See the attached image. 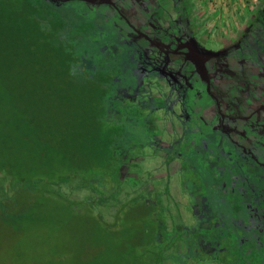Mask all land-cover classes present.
<instances>
[{
	"label": "rangeland",
	"instance_id": "rangeland-1",
	"mask_svg": "<svg viewBox=\"0 0 264 264\" xmlns=\"http://www.w3.org/2000/svg\"><path fill=\"white\" fill-rule=\"evenodd\" d=\"M37 1L44 16L40 26L50 27L54 18L56 29L52 32L72 46L68 49L76 54L87 49L90 55L103 47L112 50L106 55L105 73L100 77L108 91L105 133L113 139L116 165L122 167L121 157L128 166L123 174L108 177L121 181L119 196H114L117 183L110 184L101 173L86 171L81 174L87 179L72 174L71 186H59L75 204L60 198L27 196L22 201L24 208L18 205L8 214L24 215L32 209L29 212L36 220L15 225L0 222V264H144V254L157 244L159 219L165 217V245L175 231H183L189 244L195 246L187 264H210L197 262L207 258L218 261V252L225 250L222 246L232 248L250 264H264V180L248 182L243 173L213 166L217 156L209 162V157L217 155L214 135L194 139L190 134L197 132L198 126L190 125L185 117L195 111L199 118L202 111L193 109L190 102L188 107L184 104L183 88L191 81L179 70L169 73L170 66L161 61V53L167 49L155 43L140 47L137 36L120 28L119 18L103 12L113 7L112 1H104V9L99 11L84 7L89 2L99 5V0ZM243 31L233 32L243 35ZM197 39L211 53L234 45L216 36L204 42L201 35ZM76 40L87 47L75 49ZM93 63L87 67L94 73ZM82 67L87 68L86 62ZM200 75L207 80L205 74ZM226 156H219L223 164ZM105 174L110 176V172ZM21 193L20 187L10 190L15 198ZM5 199L9 201L10 196ZM204 245L210 246V256L206 253L210 248H202Z\"/></svg>",
	"mask_w": 264,
	"mask_h": 264
},
{
	"label": "trees",
	"instance_id": "trees-1",
	"mask_svg": "<svg viewBox=\"0 0 264 264\" xmlns=\"http://www.w3.org/2000/svg\"><path fill=\"white\" fill-rule=\"evenodd\" d=\"M41 6L37 0H0V222L11 225L36 220L35 214H30L32 209L24 215L8 214L18 205L24 208L22 201L27 196L60 198L75 204L59 189L71 186L72 174L101 173L110 184H118L114 196H119L121 181L108 177L123 174L128 166L121 157L122 167L116 165L113 139L105 133L108 91L100 77L105 73L102 67L106 55L112 50L103 47L95 53L91 51V56L87 49H82L87 43L76 40L75 49H82L76 54L67 48H72L67 41L56 38L52 32L56 29L54 18L49 21L50 27L40 26L44 18ZM85 62L90 68L93 63L94 73L82 67ZM82 178L87 176L83 174ZM79 183L87 189L84 183ZM15 187L22 188L18 198L10 195ZM9 196L7 201L5 198ZM159 220L161 223L155 228L157 244L146 251L141 261L187 264L195 246L189 244L183 231H175L165 245L167 217ZM181 244L184 246L180 250ZM205 246L210 248L208 245L202 248ZM222 247L225 250L218 252V261L207 258L197 262L250 264L242 255L234 254L232 248ZM206 253L210 256L211 248Z\"/></svg>",
	"mask_w": 264,
	"mask_h": 264
},
{
	"label": "flooded vegetation",
	"instance_id": "flooded-vegetation-1",
	"mask_svg": "<svg viewBox=\"0 0 264 264\" xmlns=\"http://www.w3.org/2000/svg\"><path fill=\"white\" fill-rule=\"evenodd\" d=\"M52 1L65 2V0ZM104 1H112L113 7H107L103 12L112 19L119 18L120 28L126 29V33L130 36H137L140 47L155 43L167 49L161 53L163 57L159 55L161 61L165 67L170 66V74H175L179 70L188 77V81H191L190 84H186L187 87L183 88V92L192 106L195 107L196 103L206 101V104L214 105L220 121L223 116L233 122L243 119L240 121V126L243 123L246 124L245 128L248 129V133L256 127L264 131L262 121L258 123V121L251 120L257 117L258 113L264 112V65L259 46L262 41L264 42L263 38L260 41H253V44L245 39L242 43L235 45L242 48V52L237 56L224 55L221 52L207 55V50L203 49L194 39L193 31L190 32L187 29L189 20L187 23L182 20L178 21L175 32L170 34L168 29L161 28L156 22L148 19L153 11V2L150 0H99V5L89 2L84 4V7L88 6L92 9L95 7L99 11L104 9L102 4ZM136 12L141 20H135L137 17L135 15H138L135 14ZM177 16L179 18L183 15L177 14ZM260 30L264 32L263 29ZM249 48H252L256 54L253 55ZM156 51L159 50L156 49ZM236 68L239 70L235 71ZM200 72L205 74L207 80L200 75ZM201 89L204 91L202 92ZM230 124L234 125L231 122ZM234 132V135L231 133L227 136L242 152L245 160L250 164L264 166V154L259 155L256 148L261 145L260 140L256 138L258 135L254 134L252 137L245 138L244 134L238 130ZM260 148L264 152V143Z\"/></svg>",
	"mask_w": 264,
	"mask_h": 264
},
{
	"label": "crops",
	"instance_id": "crops-1",
	"mask_svg": "<svg viewBox=\"0 0 264 264\" xmlns=\"http://www.w3.org/2000/svg\"><path fill=\"white\" fill-rule=\"evenodd\" d=\"M150 1L153 2V11L151 16L149 15L148 19L156 22L161 28L168 29L170 34L171 32H175L174 29L178 25V21L182 20L187 23V20H189L190 22L187 23V29L190 30V32L191 30L193 31L192 33L194 34V39L198 43L199 41L197 36L201 35V42L206 41L207 38L216 36V38L222 40L223 43L225 41V43L227 42L234 44L232 47L225 45L220 51L217 52V54L221 52L224 55L234 54L237 56L238 53L242 52V48L235 45L240 44V42L242 43L245 39H248V41L251 43L253 41H260L261 38L264 39V32H260V29L264 30V0ZM135 14L138 13L136 12ZM177 14H182L183 16L178 18ZM135 16H137L135 20L141 18H139V14ZM203 22L207 23L203 24ZM240 28H243L246 31H243V35H238L237 32H233L235 29L238 31ZM261 43L259 44L261 47L260 54L262 63L264 65V42L262 41ZM249 51H251L253 55L256 54L252 48H249ZM207 52V55L216 54L211 53L210 51ZM187 99L188 97H185L183 100H185L184 104L188 107ZM205 102L202 101L199 104L196 103L195 107L191 106L193 109H198L202 112L200 113L199 118L197 116L198 113L195 114V111L194 113H192V111L189 115H187L190 117H185L187 122L190 120V123L188 122L190 125L198 126V128H196L197 132L192 133L188 129L187 133L190 132V134H193L194 139H198V137L203 135H214V146H216L215 148L217 155H215L212 159L209 157V162H213L217 156V162L214 163L213 166H219V168L222 166L225 169L229 168L235 170L236 172L243 173L245 179H247L248 182H254L255 179L264 180V166L260 167L255 165V163L250 164L248 161H246L245 157L242 155V152L237 149V147H235V145L230 141V138L227 136L231 133L234 135V131L237 130L238 132L243 133L245 138L252 137L254 134H256L258 135L256 138L260 140L261 145L259 146L261 147L264 143L263 129L256 127L251 133H248V129L245 128L246 124L243 123L240 126V121L243 119H240L239 122H233L229 121V119H226L223 116L222 120L220 121V117L216 115V109L214 105L206 104ZM191 107L189 109H191ZM203 109H206V114L204 113ZM247 120H249V118ZM251 120L258 121V123L262 121V123H264V112H262V114L258 113V116ZM230 122L234 123V125L232 126ZM256 129H260L261 131H256ZM221 142H223L222 145L219 144ZM260 147H256L259 151L258 154L263 155L264 152ZM221 154H225L227 155L226 157H228L224 164L222 163V160L219 159Z\"/></svg>",
	"mask_w": 264,
	"mask_h": 264
}]
</instances>
